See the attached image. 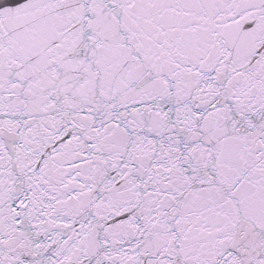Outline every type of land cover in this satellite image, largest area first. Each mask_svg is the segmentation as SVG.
Masks as SVG:
<instances>
[{"label": "snow or ice", "instance_id": "snow-or-ice-1", "mask_svg": "<svg viewBox=\"0 0 264 264\" xmlns=\"http://www.w3.org/2000/svg\"><path fill=\"white\" fill-rule=\"evenodd\" d=\"M0 264H264V0H0Z\"/></svg>", "mask_w": 264, "mask_h": 264}]
</instances>
